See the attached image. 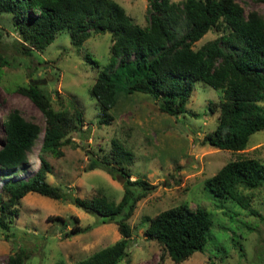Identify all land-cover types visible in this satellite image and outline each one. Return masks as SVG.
<instances>
[{
	"label": "trees",
	"instance_id": "16d2710c",
	"mask_svg": "<svg viewBox=\"0 0 264 264\" xmlns=\"http://www.w3.org/2000/svg\"><path fill=\"white\" fill-rule=\"evenodd\" d=\"M146 1L145 26L134 23L113 0H0V13L14 19L23 55L42 51L63 30L74 46L91 33H109L107 63L97 71L89 88L90 96L102 110L98 124H108L111 115L107 110L116 104L120 94L132 92L149 95L156 100L159 112L177 116L186 111L193 82L201 81L220 90L221 96L215 126L203 134L200 143L216 149L243 150L248 137L264 128V19L254 10L244 13L236 0ZM209 30L219 32L218 37L194 48L193 43ZM85 57L89 60L87 54ZM90 61L97 67L96 60ZM5 63L0 55V65ZM16 91L38 108L44 127L36 169L26 179L2 183L5 198H0V229H8V222L17 213V201L28 192L62 200L94 215L101 223H114L119 237L86 258L53 264L118 263L126 256L130 241L126 220L136 201L154 185L142 178L128 179L124 167L130 163V152L114 139L110 142L109 161L106 156L103 160L91 157L85 169L99 168L114 177L117 168L124 179L118 201H108L103 195L81 199L48 183L45 178L50 165L45 156L61 155V146L71 143L68 134L80 130L81 113L72 102L70 114L53 110L36 84L18 86ZM214 107V102H209L207 110ZM2 128L0 168L13 170L26 162L40 128L16 110L5 116ZM203 185L215 197L228 198L246 209L249 196L240 190L264 186V164L255 157H237L206 177ZM248 211L258 216L256 211ZM142 221L147 222L145 234L174 263L195 251L201 252L211 226L205 209H190L182 204L143 216ZM25 258L23 247L18 248L7 255L4 264H24Z\"/></svg>",
	"mask_w": 264,
	"mask_h": 264
},
{
	"label": "rangeland",
	"instance_id": "374dc122",
	"mask_svg": "<svg viewBox=\"0 0 264 264\" xmlns=\"http://www.w3.org/2000/svg\"><path fill=\"white\" fill-rule=\"evenodd\" d=\"M113 1L134 23L147 25L146 0ZM236 2L244 13L254 10L264 19V2ZM13 20L10 14L0 13V55L6 62L0 65V143L4 138L2 122L12 110L37 124L40 132L24 164L13 170L0 168V198H5L1 191L3 182L26 179L38 165L44 117L16 88L26 86L29 80L43 79L36 85L53 110L70 114L72 102L81 113L80 130L68 134L71 143L61 146V155L45 156L50 165L45 178L48 183L81 199L103 195L108 201H118L124 179L117 168L114 177L99 168L85 169L91 157L103 160L106 156L109 161L110 142L114 139L130 152V163L124 167L128 179L142 178L154 185L136 201L126 220L130 241L126 256L116 264H264V186L240 190L250 200L249 207L244 209L228 198L215 197L203 185L206 177L237 157H255L264 164V128L252 133L240 151L202 145L203 134L215 126L221 91L201 81L193 82L186 111L177 116L159 112L156 100L149 95L132 92L127 96L120 94L116 104L107 110L111 115L108 124H98L102 110L90 96L89 88L97 71L107 63L109 33H91L79 46H74L63 30L42 51L23 55ZM218 35L219 32L209 30L192 46L196 48ZM90 58L97 61V67ZM209 102L215 104L212 111L207 110ZM181 204L190 209H205L211 226L203 250L174 263L145 234L147 222L142 218ZM15 206L17 213L8 222V229H0V264L22 247L26 255L24 264H53L59 260L71 263L119 237L114 223H101L94 215L62 200L28 192ZM249 209L258 216L249 213Z\"/></svg>",
	"mask_w": 264,
	"mask_h": 264
},
{
	"label": "water",
	"instance_id": "95a60500",
	"mask_svg": "<svg viewBox=\"0 0 264 264\" xmlns=\"http://www.w3.org/2000/svg\"><path fill=\"white\" fill-rule=\"evenodd\" d=\"M39 82H43V79H41V80H29V83H31V84H38ZM121 181H123V180L121 179Z\"/></svg>",
	"mask_w": 264,
	"mask_h": 264
}]
</instances>
